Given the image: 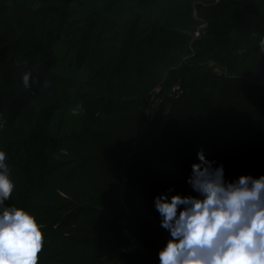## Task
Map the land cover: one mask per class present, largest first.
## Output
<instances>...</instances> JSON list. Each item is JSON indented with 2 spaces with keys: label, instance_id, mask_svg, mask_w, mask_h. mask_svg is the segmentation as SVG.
I'll list each match as a JSON object with an SVG mask.
<instances>
[{
  "label": "trees",
  "instance_id": "16d2710c",
  "mask_svg": "<svg viewBox=\"0 0 264 264\" xmlns=\"http://www.w3.org/2000/svg\"><path fill=\"white\" fill-rule=\"evenodd\" d=\"M261 39L264 0H0L5 206L43 226L39 264H159L154 200L197 195L201 149L264 175Z\"/></svg>",
  "mask_w": 264,
  "mask_h": 264
},
{
  "label": "clouds",
  "instance_id": "9594fccd",
  "mask_svg": "<svg viewBox=\"0 0 264 264\" xmlns=\"http://www.w3.org/2000/svg\"><path fill=\"white\" fill-rule=\"evenodd\" d=\"M258 46L264 52V39ZM30 79L26 72L25 89ZM197 159L187 180L196 196L162 194L154 200L161 227L170 234L159 264H264V175L229 181L224 166H215L203 149ZM7 160L0 150V264H39L43 226L26 210L5 206L16 187Z\"/></svg>",
  "mask_w": 264,
  "mask_h": 264
},
{
  "label": "built area",
  "instance_id": "2783aa9c",
  "mask_svg": "<svg viewBox=\"0 0 264 264\" xmlns=\"http://www.w3.org/2000/svg\"><path fill=\"white\" fill-rule=\"evenodd\" d=\"M203 27H205V25ZM197 36H199V34ZM127 234L129 236L130 242H129L128 246H126V248H124L122 250V253L129 255V254L135 253L137 251H141L142 247H141L140 243L134 237H131L128 232H127ZM134 243L138 246H135Z\"/></svg>",
  "mask_w": 264,
  "mask_h": 264
},
{
  "label": "rangeland",
  "instance_id": "374dc122",
  "mask_svg": "<svg viewBox=\"0 0 264 264\" xmlns=\"http://www.w3.org/2000/svg\"><path fill=\"white\" fill-rule=\"evenodd\" d=\"M134 245H135V246H138V245H136L135 243H134Z\"/></svg>",
  "mask_w": 264,
  "mask_h": 264
}]
</instances>
